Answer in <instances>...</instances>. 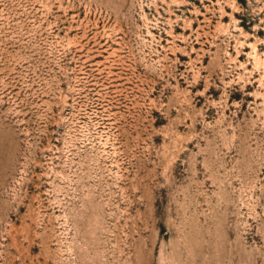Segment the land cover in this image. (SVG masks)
<instances>
[{"label": "rangeland", "instance_id": "374dc122", "mask_svg": "<svg viewBox=\"0 0 264 264\" xmlns=\"http://www.w3.org/2000/svg\"><path fill=\"white\" fill-rule=\"evenodd\" d=\"M0 264H264V0H0Z\"/></svg>", "mask_w": 264, "mask_h": 264}]
</instances>
